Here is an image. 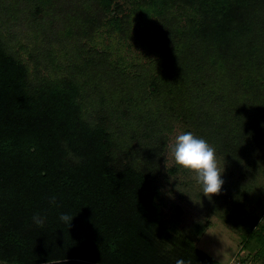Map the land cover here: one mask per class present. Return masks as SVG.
<instances>
[{"label": "trees", "instance_id": "trees-1", "mask_svg": "<svg viewBox=\"0 0 264 264\" xmlns=\"http://www.w3.org/2000/svg\"><path fill=\"white\" fill-rule=\"evenodd\" d=\"M177 128L262 171L264 0H0V264H216L163 214ZM263 214L240 222L261 264Z\"/></svg>", "mask_w": 264, "mask_h": 264}, {"label": "rangeland", "instance_id": "rangeland-1", "mask_svg": "<svg viewBox=\"0 0 264 264\" xmlns=\"http://www.w3.org/2000/svg\"><path fill=\"white\" fill-rule=\"evenodd\" d=\"M128 6L129 4H125L126 8ZM95 42L98 48L111 45L115 55L127 61H142L138 48L109 38L107 32H102ZM179 134H182L180 129H175L160 162L162 210L166 221L176 222L177 228L188 233L194 245L214 258L216 264L223 259L222 255L218 256L216 253L225 249V246L231 253L225 257V264H261L254 259L257 249H253L252 245L244 247V226L240 222L249 217L253 209L258 213L264 208V143L260 145L259 152L262 171L255 172L252 176H239L237 172L228 170L224 161L217 156L223 170L224 183L219 194L207 197L204 196L201 185L196 183L193 174L179 168L174 162L171 150ZM171 170L174 172L171 173ZM225 187L228 188L227 192L224 191ZM240 192L248 193L239 196ZM232 199L244 204L245 213H233ZM176 209H179V212ZM263 221L264 219L260 223ZM197 229H200V234L196 233Z\"/></svg>", "mask_w": 264, "mask_h": 264}, {"label": "clouds", "instance_id": "clouds-1", "mask_svg": "<svg viewBox=\"0 0 264 264\" xmlns=\"http://www.w3.org/2000/svg\"><path fill=\"white\" fill-rule=\"evenodd\" d=\"M175 164L193 174L196 183L201 185L204 196L211 197L220 193L223 186V170L218 162L216 149L203 138L196 137L191 132L179 134L175 138V144L171 150ZM49 203L56 205V197L50 198ZM73 216L71 214H60L59 219L68 227L71 225ZM44 217L39 213L33 216V221L38 227H43ZM225 245V244H224ZM225 249L218 250L216 255L223 256L219 264H225V257L229 253ZM176 264H185L183 259H178Z\"/></svg>", "mask_w": 264, "mask_h": 264}]
</instances>
